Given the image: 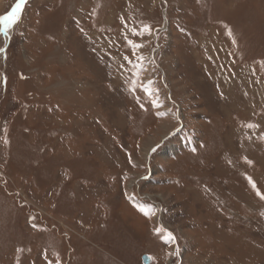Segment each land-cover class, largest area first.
<instances>
[{"label": "rangeland", "instance_id": "374dc122", "mask_svg": "<svg viewBox=\"0 0 264 264\" xmlns=\"http://www.w3.org/2000/svg\"><path fill=\"white\" fill-rule=\"evenodd\" d=\"M17 2L0 0V264H54L14 247L29 206L61 239L64 185L69 230L113 218L115 263L264 264V15L234 19L264 0Z\"/></svg>", "mask_w": 264, "mask_h": 264}, {"label": "crops", "instance_id": "0c3cea01", "mask_svg": "<svg viewBox=\"0 0 264 264\" xmlns=\"http://www.w3.org/2000/svg\"><path fill=\"white\" fill-rule=\"evenodd\" d=\"M65 186L66 185L60 186L58 187V189L54 190L52 193L53 195H51L50 201L48 203V207L50 208V211H53L51 213L52 216L51 215L50 216L53 218V215L57 216L58 214L57 216V219L59 220L58 225H60L62 228L61 236L59 234L58 236H60L62 240L55 238L54 235H52L53 233L48 232V229L46 228L44 229L42 226L31 225L28 228V230H34L38 238H35V241L32 240L31 242H29L26 246L29 251L28 260H31L32 259L31 257L35 258L36 255L34 253L37 251L49 253L52 250V252L54 253L51 254V257L54 260V264H118L112 261L106 255L108 254L107 248L110 250H113L114 248H116L115 246L119 245L118 242L114 243L115 242V239L113 238L114 237V229H113L114 223L112 222L113 220L112 217H107L106 215L103 219L105 220L103 221L104 222L103 224L102 219H99L96 216V218H94L95 220L93 219L91 222H89V225H85V227H83V230L80 229L81 231H83V233H78L73 230L71 231L65 225V223L70 224L71 221H74L76 214L80 210L79 205L75 203V201L73 200V197L69 194L70 192H67V191L64 192L66 202L63 200L62 194H63V188ZM67 198H69V200ZM50 202L52 203L51 207H50V204H51ZM29 208L33 210L34 213L43 220L44 226H46L45 221L47 220V218L42 214V212L40 213L39 211L34 210L30 206ZM64 208H66L68 211L69 210L73 211L74 218H71L67 214V211ZM106 225H108V228H107L108 230L112 229L111 241L108 238V234H104V232H106L104 229ZM65 229L68 231L67 235L71 236V239H72L71 246L69 245L70 241H66L64 240V237H62V234L63 235L66 234ZM81 234L83 235L85 234L86 240H84L81 237ZM65 244H68L69 245L68 248H70L71 250L70 249L66 250ZM36 248H39V250H36ZM63 257L64 258L67 257V259H65L67 263H65V260H62Z\"/></svg>", "mask_w": 264, "mask_h": 264}, {"label": "trees", "instance_id": "16d2710c", "mask_svg": "<svg viewBox=\"0 0 264 264\" xmlns=\"http://www.w3.org/2000/svg\"><path fill=\"white\" fill-rule=\"evenodd\" d=\"M241 7H245L248 11L245 10L244 13L242 15H240V16L235 15L234 19L238 18V20H239V18H242L243 20H246V17H244L243 15L245 14V16L246 15L248 16V13H249V17L248 18L250 20H248V21L251 22V20H254V18H256V20H257V19L261 18L264 15V6H262V4H260V5L256 4L255 5L254 3L249 2L248 4H245V5L242 4ZM257 11H259V12H257ZM250 14H251L252 19L250 17ZM253 25L251 26V28L253 27ZM238 28H239V26H238ZM227 29L229 30V28H227ZM259 29H261L259 34L264 35V26L263 27H259ZM228 30H227L228 33L232 32L231 30H229V31ZM236 30H238V29H236ZM236 30H234L232 32L233 38H234V35L236 33L235 32ZM237 36H239V33H237L235 35V38ZM259 51H261L262 54L264 55V47L263 48L262 47L259 48ZM5 195H11L12 196V194H10L9 192H5ZM17 202H18L19 205L24 207V204H21V202L19 200H17ZM26 211L27 212H25V213H27V214L23 217L24 221L22 222V226H21L22 227V232H23V235H24V241H21V243H20V241H18L17 242L18 245L16 244V246L14 247V250L16 251V254L18 256H24V258H26L27 255L29 254V251H28V249L26 247L27 244L30 242V239H28V237L30 238V236H32L30 234V232L28 231V228L31 225L42 226L44 229L46 228V226H44L43 220L38 215H36L33 210H31L29 207H27Z\"/></svg>", "mask_w": 264, "mask_h": 264}, {"label": "snow or ice", "instance_id": "6c2138e0", "mask_svg": "<svg viewBox=\"0 0 264 264\" xmlns=\"http://www.w3.org/2000/svg\"><path fill=\"white\" fill-rule=\"evenodd\" d=\"M24 3H25V0H18V2L16 3L15 8L13 9V12L15 13L17 10L21 9V6H22ZM5 20H7V17H5ZM145 28H147V26H145ZM131 46H132V47H137V48L140 47L139 45H135V44H133V45H131ZM248 127H253V125H248ZM257 195H261V194L258 192ZM261 198L264 199V196H261ZM156 231H157V234H159L160 230L157 229ZM168 239H169V240L173 239V238L171 237L170 234H169V236H168Z\"/></svg>", "mask_w": 264, "mask_h": 264}, {"label": "water", "instance_id": "95a60500", "mask_svg": "<svg viewBox=\"0 0 264 264\" xmlns=\"http://www.w3.org/2000/svg\"><path fill=\"white\" fill-rule=\"evenodd\" d=\"M16 6V5H15ZM15 6H13L12 8H11V11H10V13H9V15L11 14V13H13V9L15 8ZM7 17V16H6ZM141 261H142V264H150V257L148 256V255H143L142 257H141Z\"/></svg>", "mask_w": 264, "mask_h": 264}, {"label": "bare ground", "instance_id": "6f19581e", "mask_svg": "<svg viewBox=\"0 0 264 264\" xmlns=\"http://www.w3.org/2000/svg\"><path fill=\"white\" fill-rule=\"evenodd\" d=\"M196 235V234H195Z\"/></svg>", "mask_w": 264, "mask_h": 264}]
</instances>
